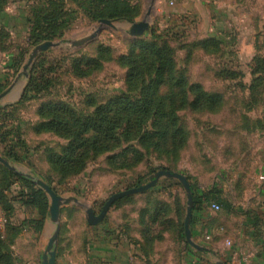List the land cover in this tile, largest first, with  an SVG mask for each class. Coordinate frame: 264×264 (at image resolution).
<instances>
[{"label": "rangeland", "instance_id": "rangeland-1", "mask_svg": "<svg viewBox=\"0 0 264 264\" xmlns=\"http://www.w3.org/2000/svg\"><path fill=\"white\" fill-rule=\"evenodd\" d=\"M72 2H68L67 8L76 12H69L68 17L75 16V20L62 38L54 40L59 45L45 52L51 59L64 57L62 69L55 76L56 88L51 95L20 104L14 111L16 119L7 121L10 127L20 125L30 148L25 157L27 160H9L31 176L49 180L62 196L77 197L81 202V205L73 203L64 207L67 210L62 216L66 217L68 213L72 215L66 217L68 220L62 217L64 224L60 237L63 258L60 261L67 254L70 243H82V235L86 234L85 228L88 227L87 208L92 207L98 214L111 195L136 187L134 183L139 176H144L140 184L144 185L152 182L158 171L171 167L176 169L175 172L196 178L201 188L215 183L226 186L227 197L232 201L244 202L253 197L259 186H264V179L261 178L264 177V72L254 73V68L261 67L255 59L264 57V0H205L204 3L193 0L192 7H185L188 2L191 3L190 0H141L142 13L137 19L143 18L152 8V29L163 32L167 28L164 35L168 41L171 38L170 43L177 50V69L186 71L190 83L202 84L211 94H221L224 105L218 111L195 110L190 106L178 111L180 125L187 133L188 140L175 155H166L159 149L151 148L143 150V159L138 164L116 169L110 165L109 158L120 151L117 149L91 158L83 173L62 178L58 173L49 171L45 148L59 150L67 141L53 134L35 132L34 123L38 120L40 103L51 98L61 99L71 103L78 112L88 113L93 110L90 107L92 100L101 103L126 92L128 69L120 66L117 58L128 53L130 43L139 39L130 37L127 29L114 30L103 26L94 41L73 47L72 41L91 34L99 23L90 21L84 10ZM37 5L38 0H9L0 18L3 23L7 22L5 29L10 33V38L5 41L6 50L2 51L0 46V94L12 85L16 87L12 97H5L4 101L8 104L1 101L0 108L19 102L28 85L30 77L25 76L22 69L35 46L29 48L26 60L17 73L8 66L9 57L3 54L18 53L20 47L27 46L26 19L31 7ZM14 15L19 18L16 19ZM171 28L178 36L172 38L174 32L169 31ZM211 35L224 39L220 50L210 51L192 43ZM101 43L112 48L115 59L89 77H76L69 58L81 53L93 55ZM227 71L238 73V76L232 77ZM256 77L261 79L256 82ZM254 83H258V86L252 91ZM4 149L5 146L1 144L0 154L6 157ZM131 157L118 161H131ZM163 179L153 185L157 187L156 190L136 194L134 202L121 208L112 206L105 219L96 226L104 231L110 224L118 225L122 218L125 221L126 218H135L138 210L147 206L149 200H160L169 205L170 215H175L184 223L188 192L178 179L173 178L178 183ZM178 206L182 210L179 215ZM167 233L174 236L172 232ZM22 245H17L20 253H23ZM80 254L76 255L78 259Z\"/></svg>", "mask_w": 264, "mask_h": 264}, {"label": "trees", "instance_id": "trees-1", "mask_svg": "<svg viewBox=\"0 0 264 264\" xmlns=\"http://www.w3.org/2000/svg\"><path fill=\"white\" fill-rule=\"evenodd\" d=\"M84 10L92 22L100 19L112 21H135L142 13L141 0H72ZM39 5L31 7L26 19L28 35L27 46L20 47L18 53L13 54L10 67L17 73L23 66L29 53V48L47 40L62 38L74 18H69V12H76L67 8L70 0H38ZM9 0H0V18L4 15ZM6 25L0 20V46L6 50L5 41L10 38ZM176 27V25L174 26ZM173 31V28L169 31ZM167 28L162 31L154 28L150 35L135 39L130 43L128 53L118 56L120 66L128 69L126 83L127 91L122 92L109 100L97 103L91 101L92 111L78 112L73 105L65 100L47 99L38 107V120L34 123L38 134H53L67 141L61 149L46 147V160L49 171H53L69 178L79 175L87 169L91 158L120 149L109 158V163L116 169L132 167L142 159L143 150L159 149L166 155H175L182 149L188 140L187 133L180 125L178 111L190 106L195 110L208 109L218 111L224 105L221 94L207 92L202 84L190 83L184 70L177 69V50L164 35ZM174 32V31H173ZM178 36L174 32L172 38ZM194 46L206 50H220L224 39L219 36H209L192 42ZM80 54V52L78 53ZM51 59L47 53L40 55L31 71L30 79L23 98L14 104L0 108V145L5 146V155L14 161L27 160L30 151L19 124H7L9 119H16L15 110L25 101L35 100L51 95L57 86V72L62 69L63 59ZM71 68L76 77L86 78L101 71L107 62L115 59L113 50L109 45L101 43L93 55H74L69 58ZM261 67L254 68V73L264 72V57L255 59ZM232 77L238 73H230ZM256 77L255 81H259ZM258 83L252 85L256 89ZM2 120V121H1ZM6 127V129H4ZM17 150H20L18 152ZM127 160L119 163L118 160ZM124 158V159H123ZM170 171H176L167 167ZM189 180L193 196L192 223L196 221L198 213H210L214 203L220 205L218 212H231L234 204L227 197L228 190L220 183L208 188H201L196 178L186 175ZM166 182L178 183L173 178L163 179ZM144 181L139 176L134 185L138 186ZM46 182L52 186L51 182ZM53 189L59 191L52 186ZM153 186L143 192L156 190ZM139 194V193H136ZM122 197L113 204L121 208L127 203L134 202V196ZM37 209L39 219H24L15 224L12 218L15 215V203ZM49 197L38 185L31 180L17 174L0 163V214L4 215L5 233H0V264H15L16 258L11 246L22 233L24 226L34 224L36 230L44 227L49 209ZM67 208L62 209V213ZM178 206L177 212H181ZM72 214L70 213L69 216ZM141 233L144 240L143 251L149 255L157 240L162 241L166 232H172L177 242L190 244L186 240L185 225L183 222H174L170 215L169 205L162 201L147 202V206L138 210ZM211 217V216H210ZM179 219V218H178ZM256 224L260 219L254 217ZM127 228L130 227L127 225ZM63 229V226H62ZM60 229V233L61 230ZM136 243V242H135ZM149 250V251H148ZM60 256L58 250V257Z\"/></svg>", "mask_w": 264, "mask_h": 264}, {"label": "crops", "instance_id": "crops-1", "mask_svg": "<svg viewBox=\"0 0 264 264\" xmlns=\"http://www.w3.org/2000/svg\"><path fill=\"white\" fill-rule=\"evenodd\" d=\"M201 1L205 2V0ZM190 2L185 7H192L193 0ZM194 5L198 7V4ZM14 53L15 51L7 53L8 56L3 54L4 57H9L8 66ZM9 89L10 93L6 96L8 98L16 92L15 86H10ZM4 100L5 98L2 100L5 103ZM261 178L264 179L263 176ZM240 201H233L234 209L231 212H218L211 206L210 213H198L196 221L192 223L191 220L192 239L203 249L194 247L186 237L190 244L187 248L186 243L177 242L171 233L166 232L164 239L157 240L153 249L148 250L149 255H145L142 249L144 240L138 213L137 217L126 218V221L122 218L116 226L108 225L104 231L96 225H90L86 216L88 227L85 228L86 234L82 235V243L80 245L70 243L62 261L60 259L63 258L61 252L63 243L61 235L59 236L60 256L58 257L57 254L56 264H216L218 260L228 264H264V186H259L253 197L247 201ZM15 207V215L12 218L15 224H20L24 219L40 218L37 209L27 207L20 202H16ZM64 214L65 212L62 213ZM69 215L68 213L66 217L69 218ZM171 216L174 222L179 221L175 215ZM256 216L260 219L258 224L254 220ZM0 217L4 218L2 212ZM62 217L61 226L64 224ZM49 224L48 209L42 231L36 230L33 223L24 226L22 233L11 246L16 258L15 264H42L43 253L48 242ZM0 233L4 235L5 223L3 226L0 225ZM18 244H23L24 255L18 251ZM79 252L82 255L80 254L81 257L78 259L76 255Z\"/></svg>", "mask_w": 264, "mask_h": 264}, {"label": "water", "instance_id": "water-1", "mask_svg": "<svg viewBox=\"0 0 264 264\" xmlns=\"http://www.w3.org/2000/svg\"><path fill=\"white\" fill-rule=\"evenodd\" d=\"M151 12L152 8H149L147 13L141 19H137L133 22L128 21H112L109 19H100L98 21L99 27L95 29L91 34L82 37L80 39L72 41L73 47H81L89 42L94 41L102 31L103 26L111 27L114 30L120 29H127L126 32L130 37L133 38H142L146 36L149 32L152 31V21H151ZM59 43L55 42L54 40H47L38 45H36L33 50L30 52L26 63L23 66L22 73L30 77V71L36 61V59L42 55L43 53L49 51L50 49L58 46ZM13 87V85H12ZM10 93V89L8 88L6 91L0 94V102ZM5 105L8 103H4ZM0 163L3 164L8 169L15 171L17 174L28 178L33 183L38 185L45 193L48 195L50 203H49V221L50 224L48 226L47 235H48V242L46 248L43 253L42 257V264H56L57 261V254H58V244H59V236H60V229H61V217H62V209L70 204H80L81 202L77 197L69 196L65 197L61 194L57 193L51 185H49L44 179L33 177L30 174L18 169L16 165L9 160L7 157L0 154ZM176 178L182 182L185 189L188 192V208L187 214L185 218V232L187 240L196 248L203 249L199 244L195 243L192 239V232H191V220L193 215V196L192 190L189 180L186 178L185 175L174 172L170 170H160L157 172L155 179L152 182H149L144 185L132 187L120 192H117L111 195L108 200L102 206L101 211L97 214L92 207L87 208V220L90 225H97L101 223L110 208L113 206L116 200L129 196L132 194L143 192L149 188H151L159 179L162 178ZM216 264H228L222 260L216 261Z\"/></svg>", "mask_w": 264, "mask_h": 264}, {"label": "built area", "instance_id": "built-area-1", "mask_svg": "<svg viewBox=\"0 0 264 264\" xmlns=\"http://www.w3.org/2000/svg\"><path fill=\"white\" fill-rule=\"evenodd\" d=\"M212 208H213L214 210L218 211V210H220V205L217 204V203H214V204L212 205ZM5 222H6V220H5L3 217H0V225L3 226Z\"/></svg>", "mask_w": 264, "mask_h": 264}]
</instances>
